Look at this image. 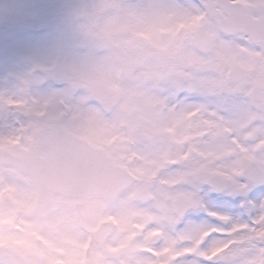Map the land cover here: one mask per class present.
<instances>
[{"label":"snow or ice","instance_id":"6c2138e0","mask_svg":"<svg viewBox=\"0 0 264 264\" xmlns=\"http://www.w3.org/2000/svg\"><path fill=\"white\" fill-rule=\"evenodd\" d=\"M121 19L165 67L142 138L159 264H264V0H101L93 44Z\"/></svg>","mask_w":264,"mask_h":264},{"label":"rangeland","instance_id":"374dc122","mask_svg":"<svg viewBox=\"0 0 264 264\" xmlns=\"http://www.w3.org/2000/svg\"><path fill=\"white\" fill-rule=\"evenodd\" d=\"M100 3L101 0H0V94L14 101L0 113V148L15 154L38 150L50 130L58 125L71 128L75 133L94 131L93 139L104 142L107 122L99 116V106L86 87L93 82L115 87L113 73L115 68L118 69L117 59L128 57L131 62L128 68L131 84L125 91L127 99L132 96L136 99L129 102L121 99L114 106L137 104L145 107L148 91L141 88V79L149 70L163 72L165 67H156L158 61L150 55L146 44L149 37L134 34L133 25L126 19L115 23L110 33H98V42L93 44L89 29ZM127 41H131L130 47L125 45ZM57 56L63 58L65 71L57 68ZM75 76L77 93L72 85ZM133 84L137 85L134 89ZM27 109L31 111L27 112ZM76 116L79 117L77 122ZM83 119L91 129L82 127ZM139 129L135 135L126 132L122 141L127 139L135 143L132 152L143 156L142 161L132 167L145 175L150 172L142 142L146 130ZM18 173L9 168L0 170V225L4 222L17 225L16 230L9 232L0 227V234L16 236L21 241L18 252L30 261L39 260V253L49 252L56 256L57 252L64 251L71 263L77 234L70 207L75 200L55 196L49 206L34 210L30 206L32 184L28 176ZM32 189L34 191L33 185ZM8 195L13 196V201L17 198L18 205L3 204L2 198ZM52 208H61L56 217L51 213ZM121 221H127L126 217L121 216ZM128 223L127 227L123 226V234L129 232ZM160 227L149 229L155 231ZM25 237L31 240L30 248H25L22 243ZM33 237L41 240L37 242ZM135 246L128 251L127 264H152L148 256H139L135 252ZM97 259L100 264H112L108 256L101 255ZM161 259L162 256L158 261Z\"/></svg>","mask_w":264,"mask_h":264},{"label":"flooded vegetation","instance_id":"af4514ba","mask_svg":"<svg viewBox=\"0 0 264 264\" xmlns=\"http://www.w3.org/2000/svg\"><path fill=\"white\" fill-rule=\"evenodd\" d=\"M145 107H141L135 112L134 109L124 108L128 117L119 118L113 112L108 116V136L109 143L107 152L115 162L123 165L125 162V156L128 153L126 148H122L119 151L116 148L121 147V137L123 136L124 130L122 127L133 126L136 130L139 128H145ZM143 173V172H142ZM136 181L133 185L122 191L116 198L112 199H84L77 198V213L75 212V218L77 222V245L74 251V257L70 258L72 261L69 263L68 259L62 252H57L56 256L50 255L49 252L44 253L43 256H38L40 259H34L30 261L26 258L27 264H100L97 257L105 255L113 258L120 256L125 259L128 254V250L131 248L125 240L116 241L119 244H113L114 232L107 234L103 239H97V230L106 223L116 217H126V220L131 223L132 221L143 217L145 213H149L143 204L151 201L154 197L152 190V184L146 180V175L137 172ZM148 189L151 194L149 200L138 201L136 199L137 192L141 189ZM149 214H152L150 212ZM124 221L123 224L126 225ZM128 223V225H129ZM90 243V245H87ZM112 246V248H110ZM119 253H115L114 249ZM17 252V251H16ZM0 261L3 264H14L13 261L7 257H1ZM24 263V264H26ZM23 264V263H22ZM117 264H121L117 261Z\"/></svg>","mask_w":264,"mask_h":264},{"label":"water","instance_id":"95a60500","mask_svg":"<svg viewBox=\"0 0 264 264\" xmlns=\"http://www.w3.org/2000/svg\"><path fill=\"white\" fill-rule=\"evenodd\" d=\"M57 134L58 131H54L50 139L56 137ZM23 160L24 159H20L16 162L25 163L22 162ZM31 171H33L35 180L40 189L38 200L39 205L42 206L49 200L50 194L58 188L68 189L69 192L66 191L68 195H106L103 193H86L88 191L87 189H90L88 187L90 179L87 178L86 173L90 171H97V178L105 179V176L107 175V172L110 171V168L107 163L99 157L93 160L91 158L90 160L84 155L77 153V159L75 155L61 156L53 163L48 164L46 167L40 165ZM123 185L124 184L118 185L114 188V191L123 187ZM75 188L79 190L75 192Z\"/></svg>","mask_w":264,"mask_h":264},{"label":"clouds","instance_id":"9594fccd","mask_svg":"<svg viewBox=\"0 0 264 264\" xmlns=\"http://www.w3.org/2000/svg\"><path fill=\"white\" fill-rule=\"evenodd\" d=\"M20 243L21 241H19L16 236L10 235L8 233H2L0 234V253H14L16 251H20ZM22 243L25 248L31 247V240L28 237H25Z\"/></svg>","mask_w":264,"mask_h":264}]
</instances>
